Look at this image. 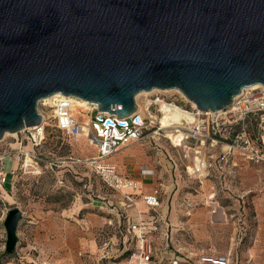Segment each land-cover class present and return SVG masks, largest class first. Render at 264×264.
<instances>
[{
    "label": "water",
    "instance_id": "water-1",
    "mask_svg": "<svg viewBox=\"0 0 264 264\" xmlns=\"http://www.w3.org/2000/svg\"><path fill=\"white\" fill-rule=\"evenodd\" d=\"M264 86V0H0V141L42 122L59 94L126 117L178 90L200 112ZM22 213L10 209L5 251Z\"/></svg>",
    "mask_w": 264,
    "mask_h": 264
},
{
    "label": "rangeland",
    "instance_id": "rangeland-1",
    "mask_svg": "<svg viewBox=\"0 0 264 264\" xmlns=\"http://www.w3.org/2000/svg\"><path fill=\"white\" fill-rule=\"evenodd\" d=\"M164 94L177 97L176 92ZM147 96L150 95H142L137 101ZM43 110L47 116L52 113L51 109ZM47 123L45 139L36 148L22 132L4 136L0 141V154L13 148L15 155L23 151L41 159L38 162L31 159L27 169L24 167L26 156L19 163L9 157L4 161L5 170L11 174L8 184L0 189V264H52L50 257H43L37 243L43 238L42 228L51 229L53 219L70 207L71 224H75L76 219L81 221L87 234L82 236L89 238L88 244L92 246L72 245L71 257L65 256L68 260L56 257L60 261L129 264V256L135 250L134 242L128 238L126 221L121 216L134 217L138 212L145 222L151 217L158 219L157 228L150 235L154 240L155 261L159 264L170 261L162 257L164 251L168 258L177 256L187 264L185 256L194 257L189 252L199 254L203 250L230 254L241 263H245L250 254L257 258V264H264V174L261 166L235 156V167L227 174L220 177L213 174L199 184L186 174V162L179 150L163 137L159 140L149 138L122 148L118 153L127 152L126 170L134 168L138 172L141 167L153 165L159 176L157 185H160L136 192H117L91 167L81 163L96 156L95 148L89 147L84 138L64 137ZM113 160L118 163L114 157ZM156 188H159L160 205L152 211L141 202V197L152 194ZM124 194L134 200L132 207L126 208L129 203ZM212 202L218 207L216 213L210 206ZM12 208L19 209L22 219L17 230L18 244L8 255L3 222ZM188 264L193 263L189 261Z\"/></svg>",
    "mask_w": 264,
    "mask_h": 264
},
{
    "label": "built area",
    "instance_id": "built-area-1",
    "mask_svg": "<svg viewBox=\"0 0 264 264\" xmlns=\"http://www.w3.org/2000/svg\"><path fill=\"white\" fill-rule=\"evenodd\" d=\"M176 93V98L158 92L140 102L135 99L136 110L126 117L99 112L95 105L84 114H76L73 100L60 95L53 104L39 102L41 124L24 129L22 133L32 141L33 148L44 141L47 122L66 138H84L89 147L95 148L96 156L81 163L91 167L108 187L122 193L139 191V181L119 175L117 166L108 159L122 148L149 138L159 140L163 137L179 150L186 162V174L199 184L213 174L218 177L227 174L230 168L235 167V156L261 166L264 174V86L242 89L226 109L217 112H200L181 92ZM167 107L179 108L187 116L177 121L170 119L164 124L162 118ZM46 108L51 109L50 116L45 114L43 109ZM15 154L13 148L0 154V189L8 184L11 174L4 168L7 157L17 163L24 156L37 162L41 160L34 153L19 151V155ZM29 164L26 160L24 167L27 169ZM124 196L129 203L126 208L132 207V197ZM141 202L155 211L160 205L159 188L142 196ZM216 211L214 209L213 212ZM141 218L138 212L134 217L125 215L127 236L134 242L135 249L129 256V264H159L155 261L154 240L150 235L155 232L158 219L151 217L145 222ZM192 257L185 256L187 264L189 261L193 264H253L248 260L241 263L230 254L214 252L195 254L194 261ZM181 261L184 260L176 256L168 264H183Z\"/></svg>",
    "mask_w": 264,
    "mask_h": 264
},
{
    "label": "crops",
    "instance_id": "crops-1",
    "mask_svg": "<svg viewBox=\"0 0 264 264\" xmlns=\"http://www.w3.org/2000/svg\"><path fill=\"white\" fill-rule=\"evenodd\" d=\"M126 155H127L126 151H123L120 153L117 152L116 154H114L108 159V162L114 163L117 166L119 175L125 178L135 179L139 181L140 189L142 190L145 187L155 188L158 185H160V184L157 185L159 176L156 170L154 172L153 165H150L149 167L148 166L141 167L142 169H140L138 172H135L136 170L134 168L132 170H126V165H127ZM113 157L118 161V163L115 160H113ZM8 173H10V171ZM64 215H67V216L70 215V216H68V218L65 219V218H62ZM44 227L42 228V230L45 232L41 235L43 236V238L40 241V244L39 243L37 244H38L40 251H42L43 257H50L49 259L51 260L49 262L50 263L52 262V264H71V262L65 261L66 259L67 260L69 259V257H65V256L69 255L71 257L72 245H77V244L80 246L84 244L87 245L90 240L89 238L85 239V237L82 236V235H87V234L84 233L85 228L81 225V221L79 219H76L75 224H71V207L67 210L62 211L61 214H59L56 218L53 219V222L49 226L51 227V229H48L47 226H44ZM37 229H41V228H37ZM158 238L159 237L155 239H158ZM88 245H90V247L92 246L91 243H89ZM207 252L209 251L203 250L201 252L199 251L198 253L200 254V253H207ZM189 253L190 255L197 254V253H191V252ZM164 255L165 256H162V257H167L166 259L168 260L172 259L171 256L168 258L167 251H164ZM56 257L57 258L65 257L66 259H62V261H60L56 259ZM255 259L257 260V258L249 254L248 258H245V261L248 260L252 262L253 264H257L255 262L256 261Z\"/></svg>",
    "mask_w": 264,
    "mask_h": 264
},
{
    "label": "bare ground",
    "instance_id": "bare-ground-1",
    "mask_svg": "<svg viewBox=\"0 0 264 264\" xmlns=\"http://www.w3.org/2000/svg\"><path fill=\"white\" fill-rule=\"evenodd\" d=\"M255 86V85H254ZM158 92H161V93H170V92H179L178 90H165V91H160V90H152L150 92H142L140 94H138L136 96V100H138V98L142 95H152L154 93H158ZM60 97L59 94H56L54 95L53 97H50V98H47L45 99V101L47 102V104H53L56 99H58ZM73 100V103H74V111L76 114H84L85 111L89 110L92 105L89 104L88 102L86 101H82V100H79V99H75V98H71ZM37 112L40 113V110L39 108L37 107ZM184 116H187L186 114H184V112L179 109V108H175V107H167L165 110H164V117L162 118V122L165 124L166 122H168L170 119L174 120V121H177L179 120L180 118L184 117ZM5 136H15V134H6ZM27 162L31 163V161L27 158ZM210 206L213 207L214 209H217L218 207L216 206L215 203H210Z\"/></svg>",
    "mask_w": 264,
    "mask_h": 264
},
{
    "label": "trees",
    "instance_id": "trees-1",
    "mask_svg": "<svg viewBox=\"0 0 264 264\" xmlns=\"http://www.w3.org/2000/svg\"><path fill=\"white\" fill-rule=\"evenodd\" d=\"M121 219L124 221L125 220V216H124V218H122V216H121Z\"/></svg>",
    "mask_w": 264,
    "mask_h": 264
}]
</instances>
